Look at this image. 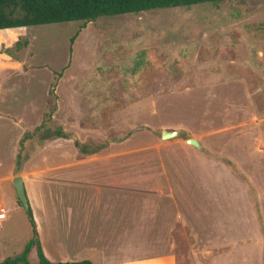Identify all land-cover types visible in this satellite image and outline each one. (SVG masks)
<instances>
[{
    "label": "rangeland",
    "instance_id": "rangeland-1",
    "mask_svg": "<svg viewBox=\"0 0 264 264\" xmlns=\"http://www.w3.org/2000/svg\"><path fill=\"white\" fill-rule=\"evenodd\" d=\"M5 64L7 80L13 79L5 87L12 90L0 93L2 145L11 144L17 126L35 131L40 124L36 113L48 108L52 88L57 121L46 118L45 126L54 130L64 129L67 123L65 115L71 109L69 88L75 87L81 97L82 123L90 125L88 109L96 98L99 116L94 120L103 125L102 107L116 103L107 98L118 95L119 108L137 103L158 91L160 86L155 87L154 81L160 79L165 83L162 89L177 90L173 94H159L151 101L155 116L147 109H143L142 115L141 108H123L121 119H127L130 127L138 124L141 129L147 123L158 128L178 122L184 127L181 134L188 138L192 133L204 137L223 127L249 126L258 129L264 152V0L206 3L101 17L89 23L77 21L0 31V68ZM126 133L119 132V136ZM44 136L45 130L39 132L33 147ZM222 136L204 141L228 140ZM244 141L247 145L255 143L254 134H248ZM27 155L28 151L22 149L20 165ZM261 163L264 177V155ZM230 166L245 179L251 192V199L246 201L250 200L253 207L248 201L246 206L241 202L231 208L228 219L235 228L232 234L242 249L240 254L236 250L227 264H264V195L246 173L249 165ZM188 183L189 189L196 188V182ZM52 188L61 198L56 201L55 211L40 214L45 254L52 262L92 259L100 264L96 255L88 258L79 253L84 241L94 238L80 228L75 209L71 219L68 206H76L74 199L66 196L71 191L62 185ZM13 192L17 195L15 188ZM21 206L19 212L9 213V220L3 223L0 262L21 254L33 237L28 211ZM103 228L98 229L101 242L109 239L111 231ZM193 246L197 252L202 245L198 246L196 240ZM196 258L197 261L190 258L189 264H216L203 251ZM29 262L39 264L36 247Z\"/></svg>",
    "mask_w": 264,
    "mask_h": 264
},
{
    "label": "crops",
    "instance_id": "crops-1",
    "mask_svg": "<svg viewBox=\"0 0 264 264\" xmlns=\"http://www.w3.org/2000/svg\"><path fill=\"white\" fill-rule=\"evenodd\" d=\"M6 65L0 68V93L4 94L12 90L5 87L13 79L7 80ZM154 82L155 87L160 86L158 91L137 103L119 108L118 95L107 98L116 103L102 107L103 125L94 120L99 116L96 98L88 109L90 125L82 123L81 97L75 87L69 88L71 109L65 115L67 123L63 129L68 137L48 135L33 147L38 134L33 135L23 143L28 155L19 166L20 142L26 133L33 132L17 126L11 144H0V209L7 212L3 223L9 220V213L21 210L22 204L13 192V179L21 175L39 237L40 214L55 211L61 194L52 187L62 185L71 191L66 196L76 202L75 208L68 206L71 219L75 209L80 228L94 238L90 242L85 240L79 253L88 258L96 255L100 264H189L190 258L197 261L196 256L202 251L212 263L227 264L236 250L240 254L242 247L232 234L235 228L228 217L233 205L243 202L246 206L251 192L230 164L249 165L246 173L257 182L263 196L264 177L259 167L264 155L262 136L257 135L258 129L249 126H229L210 131L204 137L192 133L188 138L180 134L164 140L163 131L182 132L183 125L176 122L156 128L146 123L141 129L138 124L130 127L127 119H121L120 112L141 108L142 115L143 109H147L155 116L151 101L159 94H173L177 90L162 89L165 83L160 79ZM47 110L36 113L40 123L37 127L43 124ZM2 111L0 107V123ZM119 132L127 133L120 137ZM231 132L233 136H225ZM220 134L228 140L204 141ZM248 134H254L255 143L246 144ZM190 138L196 139L200 148L188 144ZM188 182H196V188L189 189ZM102 228L111 230L109 239L103 242L98 230ZM40 240L44 250L43 238ZM196 240L198 246L202 245L197 252L193 249ZM85 260L96 264L92 259Z\"/></svg>",
    "mask_w": 264,
    "mask_h": 264
},
{
    "label": "trees",
    "instance_id": "trees-1",
    "mask_svg": "<svg viewBox=\"0 0 264 264\" xmlns=\"http://www.w3.org/2000/svg\"><path fill=\"white\" fill-rule=\"evenodd\" d=\"M226 1L235 0H0V31L77 21L89 23L101 17L139 14L177 7H192L206 3L218 5ZM51 91L48 97V111L45 114V119H52L57 111V104L53 103L52 100L53 88ZM43 130H45L46 136L42 139H47L48 135L51 138L68 137L61 127L54 130L46 128L44 120L43 124L37 127L33 133L25 134L20 142L22 149L27 138H31ZM21 150L18 156V166L20 165ZM28 215L33 230L32 239L25 245L21 254L7 258L0 264H30L29 255L34 247L37 248L39 264H94L91 260L50 261L43 250L31 208Z\"/></svg>",
    "mask_w": 264,
    "mask_h": 264
},
{
    "label": "water",
    "instance_id": "water-1",
    "mask_svg": "<svg viewBox=\"0 0 264 264\" xmlns=\"http://www.w3.org/2000/svg\"><path fill=\"white\" fill-rule=\"evenodd\" d=\"M181 134L180 131H163V135L162 138L164 140H169L172 139L174 137H177ZM188 144H191L197 148H200V144L199 142L194 139V138H190L187 140ZM13 184L15 186L16 192H17V196L18 199L20 201V203L26 208V210L29 212L30 210V204H29V200L26 194V189H25V184H24V179L21 175L16 176L13 179Z\"/></svg>",
    "mask_w": 264,
    "mask_h": 264
},
{
    "label": "built area",
    "instance_id": "built-area-1",
    "mask_svg": "<svg viewBox=\"0 0 264 264\" xmlns=\"http://www.w3.org/2000/svg\"><path fill=\"white\" fill-rule=\"evenodd\" d=\"M7 219V212L5 209L1 208L0 209V226L2 223Z\"/></svg>",
    "mask_w": 264,
    "mask_h": 264
}]
</instances>
